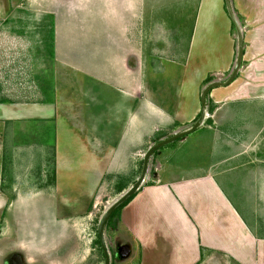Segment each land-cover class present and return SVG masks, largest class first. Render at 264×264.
Returning a JSON list of instances; mask_svg holds the SVG:
<instances>
[{"label": "crops", "instance_id": "obj_1", "mask_svg": "<svg viewBox=\"0 0 264 264\" xmlns=\"http://www.w3.org/2000/svg\"><path fill=\"white\" fill-rule=\"evenodd\" d=\"M229 1L243 36L237 76L211 90L206 117L195 131L156 151V161L150 157L145 182L105 224L110 264H264V0ZM10 3L0 0V20L11 13ZM174 3L181 18L176 27L183 29L184 13L193 20L185 32L187 46L179 52L177 35L174 45L129 44L132 121L118 133L102 129L93 145L60 113L58 95L50 104L0 101V224H13L15 210L31 211L33 228L31 236L15 231L0 238V256L21 250L31 264H87V239L74 231L91 219L95 197L119 196L138 178L114 183L122 174L119 164L131 160L134 172L157 135L160 140L191 126L207 76H228L237 42L225 0ZM144 8L149 11V4ZM143 62L149 73L136 68ZM155 66L160 73L153 72ZM139 81L145 83L142 101L136 98ZM25 136L30 141H19ZM35 146L51 153L42 162L37 151L33 173L25 155ZM20 219L23 224L18 219L15 227H28Z\"/></svg>", "mask_w": 264, "mask_h": 264}, {"label": "rangeland", "instance_id": "obj_2", "mask_svg": "<svg viewBox=\"0 0 264 264\" xmlns=\"http://www.w3.org/2000/svg\"><path fill=\"white\" fill-rule=\"evenodd\" d=\"M145 3L147 7L149 4V11H145ZM175 7L174 0H11V13L7 19L0 20V101H40L50 104L58 95L56 105L61 106L60 113L73 120L89 141L92 142L95 136L99 137L102 129L118 133L120 128L132 121L129 112L133 106L130 98L133 91L129 89L131 83L129 86L126 83L127 60L131 56L127 50L129 44L136 42L137 47H143L145 42L149 46L169 42V45H174L177 35L178 51L182 52L181 48L187 46L185 32L191 29L193 20L185 18L188 14L184 13L183 29L176 27L181 18ZM177 29L181 31L178 33ZM156 54L158 57L159 53ZM149 60L146 64H149ZM136 68L139 72L141 69L142 74L149 73L144 62ZM154 69V73L159 70L158 66ZM144 86L142 81L136 84V98L140 95L139 101L144 97ZM60 91L61 94H57ZM28 122L32 124L36 121ZM13 127L16 126L12 122L5 135V167L10 162ZM49 129L53 131L52 124ZM50 130L46 134L48 139L51 137ZM26 139V136L21 137L19 141H30ZM45 144L48 146L51 142ZM38 150L42 152L39 154L42 162L44 156L51 153L46 146H35L31 151H26L28 162L25 164L33 173L38 172ZM156 159L153 155L151 161ZM138 164L134 172L131 160L119 164L122 174L119 178L115 176L113 182L119 184L138 177V169L142 165L141 162ZM114 171L117 169L114 168ZM116 197H95L88 209L91 219L74 231L79 238L87 239V264H103L102 251L95 243V230L101 213ZM20 217L28 223L32 220V212L15 210L13 224L1 221L0 238L11 237L15 231L19 237L33 234L29 223L28 227H15L14 222L18 219L23 224Z\"/></svg>", "mask_w": 264, "mask_h": 264}, {"label": "water", "instance_id": "obj_3", "mask_svg": "<svg viewBox=\"0 0 264 264\" xmlns=\"http://www.w3.org/2000/svg\"><path fill=\"white\" fill-rule=\"evenodd\" d=\"M225 6H226L227 13L229 15V18L231 19L234 25V28H235V32H236L237 47H236V56H235L233 67L230 73L228 74V76L224 80L211 81L202 88L200 92V98H199L200 110L198 113V117L191 124V126L154 142L152 145H150L146 149V151L144 152L142 156L141 171H140L138 178L128 189H126L119 196H117L114 200H112L111 203H109L105 207L103 212L101 213L97 221L96 233H97L99 245H100V248L103 254V264H110V256H109V252L106 247L105 240H104L105 224L109 216L113 213V211L116 210L118 207H120L122 204H124L129 198H131L135 194V192L139 189V187L145 182L146 171H147L148 162H149L150 157L160 147L195 131L204 122V119L206 117V98L209 95L210 91L217 87L229 85L237 76V73L241 66L242 55H243V36H242L240 25L233 13L229 0H225Z\"/></svg>", "mask_w": 264, "mask_h": 264}, {"label": "flooded vegetation", "instance_id": "obj_4", "mask_svg": "<svg viewBox=\"0 0 264 264\" xmlns=\"http://www.w3.org/2000/svg\"><path fill=\"white\" fill-rule=\"evenodd\" d=\"M0 257V264H31V262L26 261L27 258H25V255L21 250H12L10 253Z\"/></svg>", "mask_w": 264, "mask_h": 264}, {"label": "trees", "instance_id": "obj_5", "mask_svg": "<svg viewBox=\"0 0 264 264\" xmlns=\"http://www.w3.org/2000/svg\"><path fill=\"white\" fill-rule=\"evenodd\" d=\"M213 80V77L212 76H207V78L205 79V82H204V84H207V83H209V82H211ZM208 97V96H207ZM206 100H208V98H206ZM198 117V116H197ZM196 117V118H197ZM196 120V119H195ZM159 137H161V136H159V135H157L154 139H155V142L156 141H158V139H159ZM51 161H52V159H51ZM142 161V160H141ZM141 164H142V162H141ZM52 172H53V169H52ZM118 191H120V190H118ZM133 197V196H132ZM131 197V198H132ZM131 198H129L124 204H122L120 207H118L116 210H114L113 211V213L109 216V218H108V220H107V222H106V224L108 223V221L110 220V219H112V218H114V217H116L117 215H118V212H119V210L131 199ZM90 207V206H89ZM96 231V230H95ZM95 243H96V245L98 246V248H99V251L101 250L100 249V245H99V241H98V237H97V233H96V240H95ZM101 253V252H100ZM102 256V255H101Z\"/></svg>", "mask_w": 264, "mask_h": 264}]
</instances>
